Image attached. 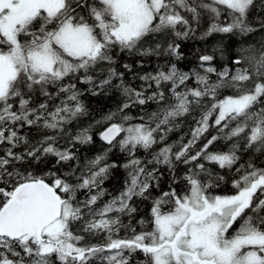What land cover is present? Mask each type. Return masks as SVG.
<instances>
[{"label":"snow or ice","instance_id":"6c2138e0","mask_svg":"<svg viewBox=\"0 0 264 264\" xmlns=\"http://www.w3.org/2000/svg\"><path fill=\"white\" fill-rule=\"evenodd\" d=\"M255 3L0 0V264H131L137 253L144 259L136 264H264V167L251 159L239 163L241 150L264 154V35L241 45L231 66L218 70L213 64L217 53L224 54L217 46L212 54L199 55L197 68L182 71L172 63L141 76L145 86L139 90L124 86L123 73L113 67L117 50L147 56L163 49L164 55L183 59L176 41L194 34L193 24L205 16L209 24L200 39L264 34V18L255 25L249 20ZM117 76L125 100L96 122L107 124L99 133L107 148L81 166L73 149L94 141L91 125L75 135L67 131L87 111L76 82L100 95ZM223 90L231 94L222 95ZM150 102L158 107L147 116L134 118L126 111ZM189 115L194 125L187 142L164 143L177 121ZM24 127L35 128L41 138L33 142L20 135ZM209 129L215 134L206 135ZM64 136L67 147L59 144ZM217 142L230 146L211 150ZM157 144L163 147L151 151ZM117 147L127 157L120 165L108 162ZM141 149L151 159L138 157ZM50 158L54 167L68 171L40 175L23 167ZM179 165L187 170L177 178ZM207 165L231 174L232 194L215 193L226 175ZM159 166L171 177L167 190L161 189ZM117 167L127 175L123 190L112 196L103 184ZM181 184L179 191L173 186ZM105 195L111 199L98 206ZM134 197L151 199L150 220L138 221L150 223V231L137 233L131 219L122 220L136 212ZM74 226L103 241L82 245L85 235ZM122 228L132 235L121 238Z\"/></svg>","mask_w":264,"mask_h":264},{"label":"trees","instance_id":"16d2710c","mask_svg":"<svg viewBox=\"0 0 264 264\" xmlns=\"http://www.w3.org/2000/svg\"><path fill=\"white\" fill-rule=\"evenodd\" d=\"M264 18V7H262L261 0H256L253 8L249 13V20L253 23V25L257 24L259 19ZM223 19V17H222ZM209 24L208 18L205 16L201 19L199 25L193 24L195 28V33L190 35L188 39L177 40L176 42L180 44V51L183 53V59L176 60L175 57H169L163 54V49H161V54H152L147 56H141L138 53L129 54L126 52H119L118 50L114 53L115 64L113 67L116 69L117 73H123V85L136 88L139 90L142 86H145V82L140 79L141 76L147 74H155L156 72L164 69L167 70L172 63H175L177 67L182 71H188L193 68H197L199 61L198 57L201 54H212V50L217 46L221 47L224 50L223 57L216 54V59L213 61V64L219 69L224 65L231 66L232 59L239 55L238 49L243 45L247 47L249 43H255V41L261 39L262 33L257 32L255 34L249 35L248 37H241L239 35L231 36V35H221V34H213L205 39H200L201 34L207 29ZM170 39V37L168 38ZM164 46H166L167 39L162 40ZM127 64L130 66L129 69H125L124 65ZM99 78V75L98 77ZM77 83V87L81 90L80 99L83 101L86 107V114L78 117L72 124L67 126V131L71 135H75L79 128H87L89 125L92 126V136L94 143L87 146H77L73 149L76 152L78 157V163L83 166L87 160L93 158L97 154L103 152L107 145H105L99 139V133L104 130L107 126L106 123L97 124V121H101L102 118L110 111L115 112L118 107L124 102L125 97L122 95L121 89L116 87V85L121 84V78L117 76L112 81V87L106 89V91L101 92L100 95H93L91 91H89V85L83 83ZM189 86L193 85V81H189ZM152 90L149 89V92ZM231 94V90H223L222 95ZM167 95V90H166ZM222 98V96H221ZM59 101H54L53 103H58ZM167 102V101H165ZM157 104L148 103L147 105L141 107H134L126 110L127 113L131 116H147V114L154 112L157 110ZM192 115H196L193 113ZM192 115L181 118L177 121L179 127L174 129L171 133L168 134L167 139L164 143L179 144L181 138H183L184 142H187V139L190 136V129L194 125V121L192 119ZM132 123L140 122L138 119H134L131 121ZM20 135H26L33 142L36 139L41 138L42 133L37 132L35 128H19L18 129ZM51 134V133H47ZM215 134L213 129H209V132L206 135L210 136ZM68 136H64L59 144L62 147H67L68 145ZM204 141L201 140V144ZM230 146V142L225 144L224 142H217L213 145L211 150H227ZM163 144H157L153 147L151 151H158ZM22 149H16V151H21ZM177 149L174 148L173 151ZM3 154V148L0 146V155ZM136 155L140 157L142 160L147 161L151 159V154L144 152L142 149L138 150ZM126 155L119 151V148H113L109 153L108 162H116L118 165L126 162ZM252 160L258 167H264V154H254L250 150L248 152H244L241 150V160L239 163H247L249 160ZM54 158H50L46 163H42L39 165H24L23 167H28L30 171H33L36 174L43 175L45 172L49 170L53 171H68L67 167L55 166ZM73 166H75V162H73ZM211 167L214 172L219 171L220 174L226 175V183L221 184V187L215 189L216 194H232L234 190L231 188V174L226 173L225 170H220L214 165H207ZM23 167L21 170H23ZM152 167V165H149ZM160 171L163 173V178L161 180V189L167 190L169 183L171 182V177L164 166H159ZM187 170L186 166L179 165L177 168V178L183 175V173ZM126 171L122 167H117L111 170V174L105 180L103 187L107 190L108 193H111L112 196L117 195L124 188V181L126 179ZM177 187V191L182 187L181 185H173ZM157 194V190H153V196ZM78 196L83 199V193H78ZM111 199V196L105 195L103 200L98 202V206H101L104 201ZM132 205L136 208V212L132 215L131 218L128 216H123L122 220L124 224L129 223V219H131V227L136 229V232L139 233L141 231H150L151 224L147 223L146 225H140L138 221L140 219H144L145 221L150 220V209H151V199L141 200L137 198H133ZM240 221H237V224L233 227H238ZM74 232L79 233L78 229L74 226ZM233 230H229L230 234ZM85 235L84 241L81 242L82 245L88 243H100L103 241V237H94L90 238L87 234ZM132 235L130 230L121 229L119 236L121 238ZM55 260V257H53ZM144 257L141 253H137L135 255L134 260L131 264H136L138 260H143ZM59 264V261L57 262ZM92 264V262H90ZM94 264H101L99 260L95 261Z\"/></svg>","mask_w":264,"mask_h":264},{"label":"rangeland","instance_id":"374dc122","mask_svg":"<svg viewBox=\"0 0 264 264\" xmlns=\"http://www.w3.org/2000/svg\"><path fill=\"white\" fill-rule=\"evenodd\" d=\"M213 79H214V77H213ZM57 262H58V261H55V264H58Z\"/></svg>","mask_w":264,"mask_h":264},{"label":"bare ground","instance_id":"6f19581e","mask_svg":"<svg viewBox=\"0 0 264 264\" xmlns=\"http://www.w3.org/2000/svg\"><path fill=\"white\" fill-rule=\"evenodd\" d=\"M149 39H151V38H149Z\"/></svg>","mask_w":264,"mask_h":264}]
</instances>
